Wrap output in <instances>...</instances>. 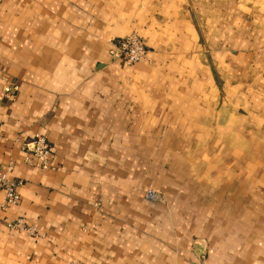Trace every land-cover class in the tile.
Segmentation results:
<instances>
[{
  "label": "crops",
  "instance_id": "1",
  "mask_svg": "<svg viewBox=\"0 0 264 264\" xmlns=\"http://www.w3.org/2000/svg\"><path fill=\"white\" fill-rule=\"evenodd\" d=\"M131 31L147 55L127 65L109 49ZM233 50L264 66V0H0L19 180L0 216L37 231L0 222V264H264V100L230 83ZM34 133L46 169L24 160Z\"/></svg>",
  "mask_w": 264,
  "mask_h": 264
},
{
  "label": "built area",
  "instance_id": "2",
  "mask_svg": "<svg viewBox=\"0 0 264 264\" xmlns=\"http://www.w3.org/2000/svg\"><path fill=\"white\" fill-rule=\"evenodd\" d=\"M109 55L112 59H120L127 65L144 60L147 55V49L139 36L131 31L126 35L119 37L109 49ZM18 88L17 84H5L2 86V95L8 98L13 91ZM21 149L25 152L24 160L26 163L39 168L46 169L49 163V144L46 137L40 133H34L30 138L21 142ZM13 167L12 161L6 162L0 167V212L11 205H16L19 201L17 187L19 180L11 176ZM157 191L146 189L144 197L153 199ZM0 222L8 228L24 231L31 236H36L37 231L25 223L22 217L7 219L0 216Z\"/></svg>",
  "mask_w": 264,
  "mask_h": 264
},
{
  "label": "rangeland",
  "instance_id": "3",
  "mask_svg": "<svg viewBox=\"0 0 264 264\" xmlns=\"http://www.w3.org/2000/svg\"><path fill=\"white\" fill-rule=\"evenodd\" d=\"M206 50V48H203V52ZM222 50V49H219ZM233 55H230L232 58L231 65L228 66L230 71H232V76L234 77L232 80H230V83H234V86L236 89L243 90L247 87V89H250L251 97H243L245 99L244 102H247L250 100L251 102L258 103L259 100L262 98L264 100V66L263 64L259 63V65H251L250 58L255 59V56H251L246 61L241 60L240 56L237 57L235 55V51L233 50ZM235 56V57H234ZM230 64V63H229ZM225 64L222 67L218 68V74L225 77ZM257 75V78H253ZM253 76V77H251ZM252 78V79H251ZM220 84L224 85V81L219 79ZM219 84V85H220ZM239 100H234V106H239L241 104V95L238 96Z\"/></svg>",
  "mask_w": 264,
  "mask_h": 264
}]
</instances>
